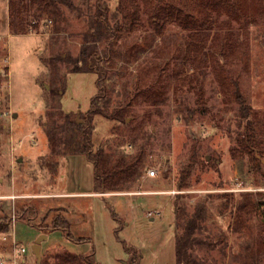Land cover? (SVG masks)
Listing matches in <instances>:
<instances>
[{
    "label": "rangeland",
    "instance_id": "374dc122",
    "mask_svg": "<svg viewBox=\"0 0 264 264\" xmlns=\"http://www.w3.org/2000/svg\"><path fill=\"white\" fill-rule=\"evenodd\" d=\"M162 6L164 24L136 23L109 73L110 112L121 103L127 123L91 121L93 150L102 148L109 165L142 157L140 171L117 192L97 193L94 163L61 154L51 137L55 126L65 135L67 114L84 121L97 93L96 73L70 72L58 60L78 55L84 25L73 19L66 33L49 25L11 34L10 0H0V217L10 224L0 234V255L8 258L14 234L27 248L26 264H38L32 246L45 235L42 264L67 253L99 264L132 257L135 264H176L178 202L187 215L204 204L197 237L206 243L192 251L204 264H264V154L256 151L261 164L253 167L248 149H264V0ZM237 91L258 114L252 126L263 145L243 141L251 125L240 117ZM190 164L179 190L178 172ZM248 199L257 210L235 214ZM56 207L64 208L67 228L52 227Z\"/></svg>",
    "mask_w": 264,
    "mask_h": 264
},
{
    "label": "trees",
    "instance_id": "16d2710c",
    "mask_svg": "<svg viewBox=\"0 0 264 264\" xmlns=\"http://www.w3.org/2000/svg\"><path fill=\"white\" fill-rule=\"evenodd\" d=\"M165 0H10V33L25 35L40 30L44 26H51L52 33H66L70 21L76 19L84 25L82 32L83 42L77 56L72 57L62 54L58 57L61 62H69L70 72L96 73L97 93L91 100V108L87 112V118L80 122L78 119H71L70 115L64 116L65 135H60L58 127L53 128L54 134L51 137L62 145L61 154L84 155L95 167V186L97 193L117 192V186L125 180L134 179L139 173V164L142 157L127 161L122 157L116 164L109 165L105 152L102 148L94 151L91 142L92 119L96 116H103L111 121H122L127 123L126 111L120 106L110 112L111 98L110 72L114 69L117 60L122 56L118 49L121 39L126 36L134 25L153 24L157 29L164 24L160 17L162 3ZM167 1V0H166ZM161 6V7H160ZM141 16V17H140ZM148 16L147 21L142 17ZM42 22V23H41ZM41 23V24H40ZM66 56V57H65ZM61 89H55L54 95H61ZM237 100L241 104V119H248L249 135L243 140L249 145H263L258 139L257 132L252 125L258 123V114L248 105L243 95L237 91ZM60 101V99H58ZM259 141V142H258ZM254 145V146H255ZM251 154V163L260 166L256 151L264 154V149L258 150L248 147ZM193 164L178 172L177 187L183 190L187 187V178L190 176ZM180 194V193H179ZM249 197L251 195L247 194ZM180 198V195H177ZM253 200L240 202L236 207V213L245 211L251 214L257 210ZM248 207L253 209L248 210ZM176 243L175 255L176 264H204L203 261L193 256L192 251L201 247L206 242L197 237L202 230L201 221L205 217L204 204H200L192 215H187L184 207L178 202L174 203ZM63 207H56L50 211H56L53 217V228H67L68 220L63 216ZM243 226L247 222L246 217H240ZM10 224L0 217V234L8 232ZM133 256V255H132ZM136 257H132L128 264H135ZM42 264V263H41ZM56 264H99L93 258L73 253L65 254Z\"/></svg>",
    "mask_w": 264,
    "mask_h": 264
},
{
    "label": "built area",
    "instance_id": "2783aa9c",
    "mask_svg": "<svg viewBox=\"0 0 264 264\" xmlns=\"http://www.w3.org/2000/svg\"><path fill=\"white\" fill-rule=\"evenodd\" d=\"M6 62L8 63V60H6ZM2 88V85L0 84V89ZM156 173L155 170H149L148 171V175L150 176H154ZM171 193H183V191H172ZM153 212H149L148 215L149 216H153ZM155 214L160 215L159 212H156ZM7 238L4 237L3 240H6ZM27 254V248L22 245V244H18L15 236L13 234V238H12V246H11V251L8 255V258H5L4 256L0 255V264H26V260H25V256Z\"/></svg>",
    "mask_w": 264,
    "mask_h": 264
},
{
    "label": "water",
    "instance_id": "95a60500",
    "mask_svg": "<svg viewBox=\"0 0 264 264\" xmlns=\"http://www.w3.org/2000/svg\"><path fill=\"white\" fill-rule=\"evenodd\" d=\"M17 114L15 113L14 114V117H16ZM19 161H22V159H19ZM263 163H264V159L262 160ZM46 238L45 235H43L42 237H40L36 243L32 246V249H33V252L34 254L36 255V258H37V263L40 264L41 263V258H42V255H41V241Z\"/></svg>",
    "mask_w": 264,
    "mask_h": 264
},
{
    "label": "crops",
    "instance_id": "0c3cea01",
    "mask_svg": "<svg viewBox=\"0 0 264 264\" xmlns=\"http://www.w3.org/2000/svg\"><path fill=\"white\" fill-rule=\"evenodd\" d=\"M5 3L9 5V0H4ZM6 28L10 32V26H9V14H8V19L6 20ZM169 194V193H168Z\"/></svg>",
    "mask_w": 264,
    "mask_h": 264
}]
</instances>
